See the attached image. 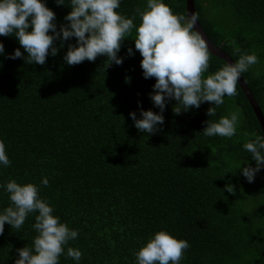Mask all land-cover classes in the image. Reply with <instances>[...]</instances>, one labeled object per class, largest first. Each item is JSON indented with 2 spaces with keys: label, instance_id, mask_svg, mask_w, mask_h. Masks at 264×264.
Listing matches in <instances>:
<instances>
[{
  "label": "trees",
  "instance_id": "1",
  "mask_svg": "<svg viewBox=\"0 0 264 264\" xmlns=\"http://www.w3.org/2000/svg\"><path fill=\"white\" fill-rule=\"evenodd\" d=\"M193 7L264 118V0ZM185 8L0 0V264H264L262 132Z\"/></svg>",
  "mask_w": 264,
  "mask_h": 264
},
{
  "label": "water",
  "instance_id": "2",
  "mask_svg": "<svg viewBox=\"0 0 264 264\" xmlns=\"http://www.w3.org/2000/svg\"><path fill=\"white\" fill-rule=\"evenodd\" d=\"M185 11H186V17L191 24V27L197 37L199 38L202 45L205 47V49L212 55L215 56L221 60H223L231 72L232 76L234 77L237 85L239 86L242 94L244 95L246 101L251 107V110L253 111V114L255 115V118L259 124L260 130L262 132V137L264 139V118L262 116V113L260 109L258 108L255 99L253 98L252 94L250 93L247 85L245 84L243 78L241 77L237 67L235 66L233 60L226 55L219 47H216L213 45L210 40L207 38L201 27L199 26L194 13V7H193V0H185Z\"/></svg>",
  "mask_w": 264,
  "mask_h": 264
},
{
  "label": "rangeland",
  "instance_id": "3",
  "mask_svg": "<svg viewBox=\"0 0 264 264\" xmlns=\"http://www.w3.org/2000/svg\"><path fill=\"white\" fill-rule=\"evenodd\" d=\"M260 62V61H259ZM258 62V67L261 72L264 71L262 65ZM243 193L244 196L249 195V191H251L252 187L259 186L263 183L262 171L260 169H255L254 167H249L246 172L243 174ZM263 200V198H257L250 196L246 201L247 205L251 206L255 213L259 216L264 217V204H259V202ZM259 216H255L256 218Z\"/></svg>",
  "mask_w": 264,
  "mask_h": 264
}]
</instances>
